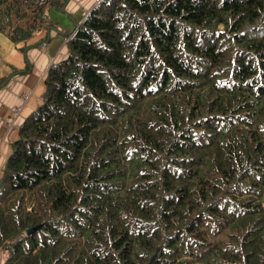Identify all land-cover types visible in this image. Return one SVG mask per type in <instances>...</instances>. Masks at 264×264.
<instances>
[{
  "label": "trees",
  "instance_id": "1",
  "mask_svg": "<svg viewBox=\"0 0 264 264\" xmlns=\"http://www.w3.org/2000/svg\"><path fill=\"white\" fill-rule=\"evenodd\" d=\"M70 1L0 0L13 44L66 46L2 168L3 264H264V0Z\"/></svg>",
  "mask_w": 264,
  "mask_h": 264
},
{
  "label": "crops",
  "instance_id": "2",
  "mask_svg": "<svg viewBox=\"0 0 264 264\" xmlns=\"http://www.w3.org/2000/svg\"><path fill=\"white\" fill-rule=\"evenodd\" d=\"M71 1L75 2L76 8L75 10L69 9L73 12V16L77 20L81 18L84 12L95 2V0L89 1L88 8L80 9L76 0ZM51 36L54 37L48 41L49 44L46 43V46L48 47L53 42L52 46L55 45V48L51 51L47 50V47L39 49L35 48L31 50V52L28 50L29 53L27 52V54L28 56L30 55L28 58L30 59L32 67L35 66L36 68H32L31 73L15 76L13 78L14 80H11L6 87L0 90V175L4 163L11 152L10 143L18 138L19 126L24 118L39 104V96L43 90L40 81L41 79L43 81L46 68L52 62H56L66 56V53L63 56L59 55V50H64V47L66 48L64 42L61 41L62 38L55 36L54 33H52ZM22 45L23 43L13 44L7 37L0 34V77L11 71L9 68L10 65L16 68L24 67V57H22L21 52H19V47ZM20 64L21 66H19ZM36 75L40 78H37ZM25 91L30 92L31 95L27 101L23 102V98H21L20 94ZM19 105L21 106V109L16 111L15 106ZM4 257L5 254L0 252V264H3Z\"/></svg>",
  "mask_w": 264,
  "mask_h": 264
},
{
  "label": "rangeland",
  "instance_id": "3",
  "mask_svg": "<svg viewBox=\"0 0 264 264\" xmlns=\"http://www.w3.org/2000/svg\"><path fill=\"white\" fill-rule=\"evenodd\" d=\"M89 1H92V0H76V3H77V5H79L80 7V9H86V8H88V6H89ZM69 8L71 9V10H75V2H70L69 3ZM48 14L51 16V17H53L55 20H57L58 22H59V25H60V28L62 29V30H68V29H71L72 27H73V25H74V23L71 21V19H69L68 17H67V15H65L64 13H62L61 11H56V10H50L49 12H48ZM42 37H43V34L42 35H40V36H37V37H35V38H33L32 40H28V41H26V42H23V43H25V45L26 46H29L28 47V49L27 50H29L30 52H31V50H33V49H39V48H44V47H47L46 46V44H43V43H41V42H39V41H42L41 39H42ZM54 37V36H53ZM34 40V41H33ZM61 40V39H60ZM62 41V40H61ZM49 44V43H48ZM52 44H53V42H52ZM52 44L51 45H49L48 47H47V50H49V51H51V50H53L54 48H55V45H53L52 46ZM24 45V44H23ZM56 45H57V43H56ZM52 46V47H51ZM1 49V48H0ZM65 50V51H64ZM64 50L62 49H60L59 50V55L60 56H63L65 53H66V48L64 47ZM29 51H28V53H29ZM20 52V51H19ZM22 54V53H21ZM31 54V53H30ZM22 57H23V54H22ZM28 57H30V55L28 56ZM29 61H30V59H29ZM30 63V62H29ZM53 63V62H52ZM21 64H22V61H21ZM21 64L19 65V66H21ZM9 68L11 69V71H12V69H22L23 67H21V68H16V67H14V66H12V65H10L9 66ZM33 69H35L36 67L35 66H33L32 67ZM10 71V72H11ZM9 72V73H10ZM9 73H7V74H9ZM7 74H5V75H7ZM20 75H22L21 73H19ZM4 76V75H3ZM16 76H18V75H16ZM43 76H44V72H43ZM15 77V76H14ZM14 77H12V78H10L9 80H8V82H7V84L11 81V80H14L13 78ZM36 77L37 78H40L38 75H36ZM1 78V77H0ZM40 83L42 84V86L44 87V84H43V81H42V79H41V81H40ZM6 87V86H5ZM26 90V89H25ZM42 92V91H41ZM30 92H27V91H25V92H22V94H20V96H21V98H23V102L24 101H27L29 98H30ZM40 97V96H39ZM39 103H40V101H39ZM21 109V106L19 105V106H15V110L16 111H19ZM36 109V108H35ZM34 109V110H35ZM31 113V112H30ZM25 119V118H24ZM19 129V128H18Z\"/></svg>",
  "mask_w": 264,
  "mask_h": 264
},
{
  "label": "water",
  "instance_id": "4",
  "mask_svg": "<svg viewBox=\"0 0 264 264\" xmlns=\"http://www.w3.org/2000/svg\"><path fill=\"white\" fill-rule=\"evenodd\" d=\"M33 229H34V228H31V229L27 230V233L31 232Z\"/></svg>",
  "mask_w": 264,
  "mask_h": 264
}]
</instances>
